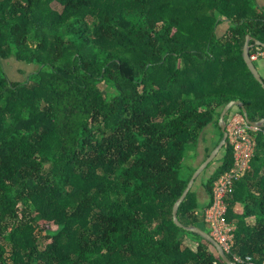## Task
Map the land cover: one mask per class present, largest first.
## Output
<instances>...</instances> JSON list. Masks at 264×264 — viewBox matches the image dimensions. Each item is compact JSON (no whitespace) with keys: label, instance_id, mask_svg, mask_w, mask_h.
Masks as SVG:
<instances>
[{"label":"trees","instance_id":"trees-1","mask_svg":"<svg viewBox=\"0 0 264 264\" xmlns=\"http://www.w3.org/2000/svg\"><path fill=\"white\" fill-rule=\"evenodd\" d=\"M248 35L264 42L256 0H0V264H227L185 226L211 233L204 210L235 164L228 142L202 181L209 204L192 188L184 227L173 209L222 140L224 107L241 100L264 118ZM10 58L35 66L26 80L10 78ZM211 124L213 144L184 175L187 148L200 156ZM251 134L250 167L227 199V255L264 264V125Z\"/></svg>","mask_w":264,"mask_h":264},{"label":"built area","instance_id":"built-area-1","mask_svg":"<svg viewBox=\"0 0 264 264\" xmlns=\"http://www.w3.org/2000/svg\"><path fill=\"white\" fill-rule=\"evenodd\" d=\"M264 58V49L258 47L251 53V59L256 61ZM257 126L250 125L243 114H234L227 125V142L233 148L235 164L224 172L214 183L212 203L204 210V219L211 228V235L221 244L225 252H232L235 245L236 225L227 218L229 204L227 199L234 192L237 180L243 176L250 167L251 158L254 155L256 142L252 131ZM234 259L239 263L255 264L251 260H245L237 254ZM250 259V258H249Z\"/></svg>","mask_w":264,"mask_h":264},{"label":"water","instance_id":"water-1","mask_svg":"<svg viewBox=\"0 0 264 264\" xmlns=\"http://www.w3.org/2000/svg\"><path fill=\"white\" fill-rule=\"evenodd\" d=\"M251 41H253L254 43L258 44V45H262L264 46V42H262L261 40L253 37L252 35H248L245 45H244V57L245 60L250 68V70L252 71V73L254 74L255 78L262 84V86L264 87V78L261 75L257 65L255 64V62L251 59ZM240 106L243 110V114L245 116V118L247 119V121L254 126H258V127H262L264 125V118L259 120V121H254L251 120L249 118L248 115V111L243 103V101L241 100H232L230 101L222 110L221 112V116H220V126L223 130L224 136L222 138V140L220 141V143L213 149V151L210 153V155L200 164V166L196 169V171L194 172L192 178L190 179L186 189L184 190V192L182 193L181 197L176 201L175 205H174V209H173V215H174V219L176 221V223L180 226H183V223L179 220L178 217V210H179V206L181 205V203L185 200L186 196L188 195V193L190 192V190L194 187V184L196 182V180L199 178V176L205 171V169L207 168V166L218 157L220 151L226 146L227 144V138H228V130H227V121L225 119L227 113L229 112V110L234 107V106ZM188 230L190 231H194L196 233H198L199 235L203 236L204 238L208 239L209 241H211L217 248L220 257L227 263V264H239L238 262L232 260L227 253L225 252L224 248L221 246V244L211 235V233H209L208 231L204 230L203 228L193 225V226H185Z\"/></svg>","mask_w":264,"mask_h":264},{"label":"rangeland","instance_id":"rangeland-1","mask_svg":"<svg viewBox=\"0 0 264 264\" xmlns=\"http://www.w3.org/2000/svg\"><path fill=\"white\" fill-rule=\"evenodd\" d=\"M53 7L56 9H60L62 8V6L57 3L54 2ZM257 65L259 63L255 62ZM5 67L8 70L9 76L12 80L14 81H23L26 80L29 76V73L34 70L35 66L33 67L32 65H27L23 62L18 61L15 58H10L9 60H7L5 62ZM216 130V127L211 124L206 128V137H208V141L206 142H202L201 147H200V151H201V155L199 156V149L198 148H191L188 147L187 148V153L185 156V159L183 161V170L182 173L184 175L189 173V168L190 167H196L198 166V163H200L202 161V159L204 158V146L206 145H212L213 141L211 140L213 132ZM212 142V143H211ZM198 149V150H197ZM225 151L224 149H222L217 157V159L215 160L216 162H214L211 166L208 167V169H206L200 176L199 178L196 180L195 184H194V190H196L197 188L203 186L202 185V181L205 180V178H208L209 176L212 175V173L215 171V169L217 168V166L220 164L219 159L224 155ZM206 229H209L208 226L204 225ZM43 246L49 241L46 239H43ZM194 245V244H193Z\"/></svg>","mask_w":264,"mask_h":264},{"label":"crops","instance_id":"crops-1","mask_svg":"<svg viewBox=\"0 0 264 264\" xmlns=\"http://www.w3.org/2000/svg\"><path fill=\"white\" fill-rule=\"evenodd\" d=\"M258 5L261 7H264V0H256ZM230 27V22L229 21H224L222 22L220 25H218L217 27V34L219 36H223L226 34L227 30ZM257 65V64H256ZM261 75L264 78V59L260 60L258 65H257ZM213 136V135H212ZM212 140V138H211ZM202 154V153H201ZM203 185V184H202ZM197 193V198L198 201L200 202V204L202 205V207L207 206L209 204V202L211 201V197L210 195L207 193L206 189L204 188V186H201L199 188H197L196 190ZM235 210H242L243 206L241 203H237L234 207Z\"/></svg>","mask_w":264,"mask_h":264}]
</instances>
